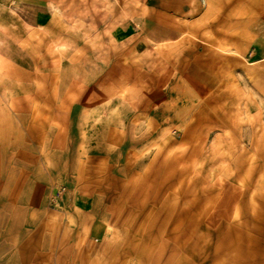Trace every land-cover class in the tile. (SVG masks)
<instances>
[{
  "label": "rangeland",
  "instance_id": "obj_1",
  "mask_svg": "<svg viewBox=\"0 0 264 264\" xmlns=\"http://www.w3.org/2000/svg\"><path fill=\"white\" fill-rule=\"evenodd\" d=\"M48 2L0 0L1 30L6 18L26 22L28 5L41 12ZM49 4L66 9L49 14L50 29H28L7 47L34 58L35 70L0 67V84L24 86L3 99L42 100L38 86L60 81L70 96L82 79L106 102L98 114H76L86 145L94 143L93 117L129 118L133 138L154 135L111 158L110 235L121 234L125 247L110 264H264V0ZM117 58L127 71L110 98ZM60 62L67 75L58 78Z\"/></svg>",
  "mask_w": 264,
  "mask_h": 264
},
{
  "label": "crops",
  "instance_id": "obj_2",
  "mask_svg": "<svg viewBox=\"0 0 264 264\" xmlns=\"http://www.w3.org/2000/svg\"><path fill=\"white\" fill-rule=\"evenodd\" d=\"M49 2L41 12L28 5L26 22L6 18L4 30L1 18L0 67L10 64L34 72V58L7 47L19 44L28 29L31 34L50 29L51 14L59 16L66 9ZM119 60L110 61V98L127 71ZM59 66L53 76L65 77L63 62ZM116 68L121 71L115 73ZM2 71L0 68V78ZM41 71L51 77L52 70ZM74 71L83 77L81 67ZM122 86L125 91L127 87ZM20 87L24 86L0 84V264H110V258L125 247L121 234L110 235V192L115 189L110 172L118 166L110 161L114 154L123 155L128 141L151 140L148 136L153 134H134L133 138L125 132L127 126L131 129V119L114 122L93 117L88 124L96 130L89 132L94 143L86 145L83 118L76 114L84 110L98 114L106 104L100 101L103 91H87L81 79L69 92L73 99H67L70 96L61 81L38 86L42 100H20L18 95L3 99V91L18 93ZM114 103L110 99V110ZM98 126L105 130L97 131ZM62 188L65 195L57 199ZM52 200H60L59 207H54Z\"/></svg>",
  "mask_w": 264,
  "mask_h": 264
},
{
  "label": "built area",
  "instance_id": "obj_3",
  "mask_svg": "<svg viewBox=\"0 0 264 264\" xmlns=\"http://www.w3.org/2000/svg\"><path fill=\"white\" fill-rule=\"evenodd\" d=\"M200 1V4L202 7H206L207 4H208V0H199ZM65 191V188H62L59 192H58V196L63 194ZM56 201V200H55Z\"/></svg>",
  "mask_w": 264,
  "mask_h": 264
}]
</instances>
